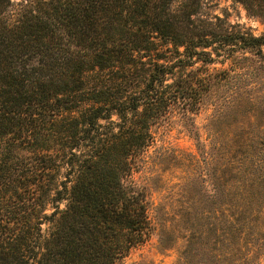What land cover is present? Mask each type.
<instances>
[{
  "label": "trees",
  "instance_id": "trees-1",
  "mask_svg": "<svg viewBox=\"0 0 264 264\" xmlns=\"http://www.w3.org/2000/svg\"><path fill=\"white\" fill-rule=\"evenodd\" d=\"M235 1L264 18V0ZM193 3L0 0V264H118L148 236L129 176L151 126L171 108L191 118L213 62L235 77L264 63V31L198 18ZM243 91L225 134L229 240L264 216Z\"/></svg>",
  "mask_w": 264,
  "mask_h": 264
},
{
  "label": "rangeland",
  "instance_id": "rangeland-1",
  "mask_svg": "<svg viewBox=\"0 0 264 264\" xmlns=\"http://www.w3.org/2000/svg\"><path fill=\"white\" fill-rule=\"evenodd\" d=\"M182 1L172 0V5ZM194 1L198 18L253 35L264 31V18L251 15L235 0ZM209 68L213 86L198 110L189 120L182 119L177 108L160 116L151 126L152 142L132 164L129 180L147 197L151 228L118 264H264V216L249 222L248 234L239 240H229L224 222L229 151L225 134L235 120L242 121L230 106L237 97L244 98L243 90H248L254 106V117L241 124L255 130L252 152L264 209V63L244 77H235L227 61L213 62ZM227 68L228 76L220 72ZM236 84L245 89L233 95Z\"/></svg>",
  "mask_w": 264,
  "mask_h": 264
}]
</instances>
